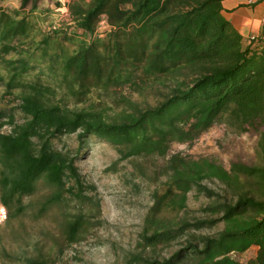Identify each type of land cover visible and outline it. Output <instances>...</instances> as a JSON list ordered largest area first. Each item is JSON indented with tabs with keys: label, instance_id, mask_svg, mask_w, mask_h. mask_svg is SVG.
<instances>
[{
	"label": "trees",
	"instance_id": "trees-1",
	"mask_svg": "<svg viewBox=\"0 0 264 264\" xmlns=\"http://www.w3.org/2000/svg\"><path fill=\"white\" fill-rule=\"evenodd\" d=\"M223 1L71 0V23L49 29L34 16L31 0H22V7L32 2L30 14L0 7V87L18 102L0 111V201L8 223L24 213V200L40 185L52 189L40 214L62 204L67 193L87 198L77 163L91 145L113 146L119 160L167 156L172 143H191L218 122L238 131L264 127V26L246 38L225 16ZM182 73L185 79L177 78L157 105L141 109L125 100L132 111L113 121L102 111L76 107L94 92L137 90L147 80ZM70 135H76L75 151L56 146ZM258 151L262 166L232 162L229 168L171 155L167 187L155 194L138 250L124 264H264V133ZM205 181L218 182L224 193ZM193 189L209 199L206 216L191 222L169 215L187 209ZM85 224L83 214L68 221L66 241L79 242ZM220 224L213 233H189ZM186 234L169 257L155 256ZM252 246L258 247L255 257H235ZM12 258L55 264L40 254Z\"/></svg>",
	"mask_w": 264,
	"mask_h": 264
},
{
	"label": "rangeland",
	"instance_id": "rangeland-1",
	"mask_svg": "<svg viewBox=\"0 0 264 264\" xmlns=\"http://www.w3.org/2000/svg\"><path fill=\"white\" fill-rule=\"evenodd\" d=\"M31 1L36 3L34 16L38 17L44 29L71 23L68 12L71 0ZM32 2L22 7V0H0V7L8 10L21 9L23 14H30L33 10ZM229 2L223 5L224 14L241 28L242 22L234 17L233 8L236 5H229ZM246 9L256 12V16L260 17L264 12V5ZM249 27H245L246 38L259 32L258 27L251 31ZM185 77L182 73L176 74L175 78L168 75L162 80H147L137 90L124 88L109 93L94 92L87 101L76 107L102 111L107 120L113 121L121 113L132 111L125 100L141 109L155 106L172 90L177 78ZM59 99L60 95H57L55 100ZM17 104V101L5 98L3 88L0 87V111H9ZM16 114L19 119L18 110ZM247 129L238 131L224 122H218L191 143H172L167 156L152 154L119 160L120 154L113 146L91 145L87 156L80 157L77 163L89 187L87 198L67 193L68 199L62 204H56L40 214L41 202L52 191L49 185H40L33 198L24 200L28 205L24 213L9 223L6 220L0 226V264H18L13 261V256L25 258L39 254L49 257L55 264H124L130 251L138 250L144 220L154 203L155 194L163 193L167 187L166 182L171 173V155L178 153L188 160L208 158L227 168L232 162L262 166L258 141L264 133V127L256 124ZM56 146L75 151L78 147L76 135L64 136L56 142ZM205 183L218 193H224L223 186L218 182ZM208 203L209 199L204 194L193 189L188 194L187 209L179 213L171 211L169 215L194 222L206 216L202 208ZM78 214L84 215L86 224L80 241L70 244L65 239L64 228ZM220 227L222 224L213 229H193L189 233L209 234ZM189 235L186 234L168 246L157 248L155 256L158 259L169 257L182 247ZM257 252L256 247L235 257L245 262L255 257Z\"/></svg>",
	"mask_w": 264,
	"mask_h": 264
},
{
	"label": "crops",
	"instance_id": "crops-1",
	"mask_svg": "<svg viewBox=\"0 0 264 264\" xmlns=\"http://www.w3.org/2000/svg\"><path fill=\"white\" fill-rule=\"evenodd\" d=\"M229 0H224L223 5H227ZM229 5H236L234 7V17L237 19V21L242 22L241 28L237 26L235 21L232 20V23L240 30V32L245 36V27H249V31L253 30L254 28L259 29L258 34L262 30L264 26V12L260 17H257L256 12H250L246 8L248 7H254V6H262L264 5V0H234L230 1ZM248 6V7H246ZM248 15V17H246ZM253 34V33H251ZM257 34V33H256ZM254 35V34H253ZM246 37V36H245ZM256 248L255 246H252L251 249ZM258 248V247H257Z\"/></svg>",
	"mask_w": 264,
	"mask_h": 264
},
{
	"label": "built area",
	"instance_id": "built-area-1",
	"mask_svg": "<svg viewBox=\"0 0 264 264\" xmlns=\"http://www.w3.org/2000/svg\"><path fill=\"white\" fill-rule=\"evenodd\" d=\"M252 39L255 38V35H251ZM8 218V209L4 204H0V226L7 220Z\"/></svg>",
	"mask_w": 264,
	"mask_h": 264
}]
</instances>
